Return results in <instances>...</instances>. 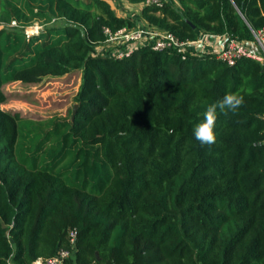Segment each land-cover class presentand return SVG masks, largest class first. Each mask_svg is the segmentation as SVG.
<instances>
[{
  "label": "trees",
  "instance_id": "1",
  "mask_svg": "<svg viewBox=\"0 0 264 264\" xmlns=\"http://www.w3.org/2000/svg\"><path fill=\"white\" fill-rule=\"evenodd\" d=\"M18 1L0 0V106L2 86L32 69L83 70L98 102L49 120L37 142L36 127L0 108V264L60 250L72 254L64 264H264V61L150 47L109 58L95 50L103 28L137 23L106 0ZM139 17L181 42L251 45L264 0H167ZM53 20L63 24L26 37ZM237 91L243 105L218 112L216 142L201 145L194 126Z\"/></svg>",
  "mask_w": 264,
  "mask_h": 264
},
{
  "label": "rangeland",
  "instance_id": "2",
  "mask_svg": "<svg viewBox=\"0 0 264 264\" xmlns=\"http://www.w3.org/2000/svg\"><path fill=\"white\" fill-rule=\"evenodd\" d=\"M106 1L117 16L134 20L137 23L136 28H146L139 17L141 6L132 5L127 0ZM4 2L7 8H10L12 4L19 5L18 0H4ZM39 23L42 26V32L63 24L62 21L57 20H53L49 24ZM15 25L12 23L10 26ZM2 28L3 25H0V29ZM249 46H253V44ZM86 82L88 80H86L83 70L60 74L36 69L20 72L14 81L2 86L6 101L0 108L11 114H19L24 121L30 122L33 127H36L35 142H37L43 135L42 133L49 128L47 125L49 120L59 119L70 122L83 108L96 105L98 96L93 92H86Z\"/></svg>",
  "mask_w": 264,
  "mask_h": 264
},
{
  "label": "built area",
  "instance_id": "3",
  "mask_svg": "<svg viewBox=\"0 0 264 264\" xmlns=\"http://www.w3.org/2000/svg\"><path fill=\"white\" fill-rule=\"evenodd\" d=\"M167 0H146L138 4L142 8L144 6L162 7ZM39 22L33 23L32 26L24 28L27 38L38 36L42 32V26ZM30 30H28V29ZM105 40L95 50L97 54L106 55L109 58L123 59L131 56V54L140 47H150L154 51H163L167 49L185 50L186 48L197 53H211L229 66L241 58L252 59L258 62L264 61V30L258 34L252 32L254 36L253 46H249L243 41L232 38L227 34L224 36L204 35L194 42H181L173 34L163 32L154 27L146 28H126L122 27L116 31L109 28H103ZM217 37L223 38L222 46L207 47L205 40H216ZM199 45L198 49L193 45ZM201 44V45H200ZM202 51V52H200ZM77 235V231L72 229L68 233L70 243H73ZM72 254L66 250H60L56 256L48 258L44 261H36L38 264H64V261L71 257Z\"/></svg>",
  "mask_w": 264,
  "mask_h": 264
},
{
  "label": "clouds",
  "instance_id": "4",
  "mask_svg": "<svg viewBox=\"0 0 264 264\" xmlns=\"http://www.w3.org/2000/svg\"><path fill=\"white\" fill-rule=\"evenodd\" d=\"M244 103V96L237 92H229L215 104L210 105L203 114V120L193 128V136L201 145H212L216 142V125L219 114L226 115L229 111H236ZM264 145V141L260 142Z\"/></svg>",
  "mask_w": 264,
  "mask_h": 264
},
{
  "label": "crops",
  "instance_id": "5",
  "mask_svg": "<svg viewBox=\"0 0 264 264\" xmlns=\"http://www.w3.org/2000/svg\"><path fill=\"white\" fill-rule=\"evenodd\" d=\"M137 5H138V4H137ZM136 17H138V16H136ZM138 18H139V17H138ZM145 25H146V24H145ZM201 36H202V35H199V38H200ZM217 38H218V39H216V40H214V41H212V40H207V39H206L204 43H205V45H206L207 47H210V48H211V47H214V46L221 47V46H222V42H223L224 40H223V38H220V37H217ZM200 45H201V44H200ZM198 46H199V45H197V44L195 45V44H194V45L192 46V48L195 47V48L198 49ZM33 264H38V263L35 262V263H33Z\"/></svg>",
  "mask_w": 264,
  "mask_h": 264
},
{
  "label": "water",
  "instance_id": "6",
  "mask_svg": "<svg viewBox=\"0 0 264 264\" xmlns=\"http://www.w3.org/2000/svg\"><path fill=\"white\" fill-rule=\"evenodd\" d=\"M74 114H75V108H74V111H73V116H74ZM73 119V118H72Z\"/></svg>",
  "mask_w": 264,
  "mask_h": 264
}]
</instances>
